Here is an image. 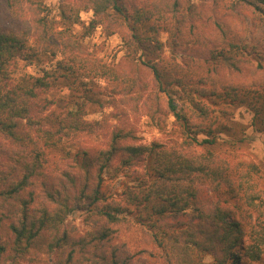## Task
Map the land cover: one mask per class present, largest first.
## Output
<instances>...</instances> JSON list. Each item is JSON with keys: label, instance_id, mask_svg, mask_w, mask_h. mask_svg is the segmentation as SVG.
Instances as JSON below:
<instances>
[{"label": "trees", "instance_id": "16d2710c", "mask_svg": "<svg viewBox=\"0 0 264 264\" xmlns=\"http://www.w3.org/2000/svg\"><path fill=\"white\" fill-rule=\"evenodd\" d=\"M98 26L123 40L120 63L87 49ZM107 105L160 129L173 116L182 140L146 144L115 126L106 147L72 153L65 139L97 134L88 115ZM239 107L264 135V0H75L58 17L0 0V264H148L117 240L134 223L163 264H264V164L216 150L250 139L237 135ZM77 210L90 229L70 224Z\"/></svg>", "mask_w": 264, "mask_h": 264}, {"label": "rangeland", "instance_id": "374dc122", "mask_svg": "<svg viewBox=\"0 0 264 264\" xmlns=\"http://www.w3.org/2000/svg\"><path fill=\"white\" fill-rule=\"evenodd\" d=\"M44 3L52 15L58 17L60 13L61 5H67L75 0H38ZM225 2H230L232 0H222ZM251 11H244V17L236 18V24H240V21H248L251 15ZM93 16L92 11H81L82 23L76 26V30L82 35L85 31V25H88ZM80 35V36H81ZM259 35V34H257ZM85 39V44L87 49L95 56L101 58L103 61L110 64H118L124 58L127 49L123 43L121 37L117 34L107 35L101 26H98L91 34L82 37ZM163 40H166L167 35H162ZM254 68V66H249ZM24 70L28 73L36 74L40 73L41 69L39 66H28ZM245 75H249L244 73ZM101 86L105 83L102 80L98 81ZM69 93L67 88H55L50 92L51 98H59ZM121 108H116L113 105H107L104 109L91 110L88 118L90 120H99L103 122L104 128L101 129L95 135H89L81 133L78 135L71 136L69 139H65L67 142V147L75 153L80 147L95 150L99 148L106 147L110 132L115 126L125 127L126 129L134 130L135 134L139 137V142L150 144L154 140H161L164 142L178 140L181 141L182 137L180 131L176 128L174 124V117L169 116L166 125L160 129L156 126L150 117L146 114L140 115H122L116 114L120 113ZM115 113L114 115L112 113ZM236 119L240 121L241 126H238L239 137H246L247 135L250 139L245 140V143L235 147L231 151V147L228 143L224 142L219 147L216 148L217 152L229 158L232 162L245 161L254 162L257 164H264V135L256 133L253 131V126H251V114L245 112V109L239 107L235 111ZM229 140L228 136H224ZM63 153L61 151H56L53 155V159H62ZM139 171H145L144 166H138ZM204 197H211L216 200L220 199L224 205L233 209V202H225L224 195H218L209 191V189H204ZM69 222L72 225H76L80 231H85L90 229L88 221L85 220V213L81 210L73 212L69 216ZM132 219V218H131ZM149 234L144 231L138 224H130L129 226H120L117 240L126 241L130 248L136 252V257L142 261H146L148 264H163V259L159 256V250L151 242ZM31 261H25L24 264H48L49 258L43 256L41 259L38 257H33Z\"/></svg>", "mask_w": 264, "mask_h": 264}]
</instances>
